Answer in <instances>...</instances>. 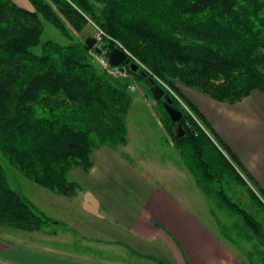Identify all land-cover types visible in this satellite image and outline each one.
<instances>
[{
    "label": "trees",
    "instance_id": "obj_1",
    "mask_svg": "<svg viewBox=\"0 0 264 264\" xmlns=\"http://www.w3.org/2000/svg\"><path fill=\"white\" fill-rule=\"evenodd\" d=\"M29 1L33 9L0 0V151L7 159L38 185L74 196L80 185L70 179L71 171H89L99 146L128 142L130 81L108 76L86 49V37L75 38L92 21L165 80L203 121L211 136L171 96L184 112L179 123L186 134L180 135L179 123L172 122L163 100L157 101L167 143L202 192L264 238V223L229 188L245 187L262 208L264 195L249 186L234 153L179 89L182 84L230 104L254 90L264 92V0ZM43 18L66 44L43 41ZM103 44L108 51L117 46L108 37ZM37 46L40 54L33 51ZM48 222L9 187L0 158V225L36 231ZM251 232L243 238L252 239Z\"/></svg>",
    "mask_w": 264,
    "mask_h": 264
},
{
    "label": "crops",
    "instance_id": "obj_2",
    "mask_svg": "<svg viewBox=\"0 0 264 264\" xmlns=\"http://www.w3.org/2000/svg\"><path fill=\"white\" fill-rule=\"evenodd\" d=\"M179 89L234 153L253 190L264 195V92L254 90L230 104L182 84ZM91 157L89 171L70 173L80 185L74 196L31 188L34 202L63 205L69 223L55 219L36 231L1 229L0 264H248L206 220V194L182 160L175 169L155 162L138 166L106 144ZM79 199L81 215L72 210Z\"/></svg>",
    "mask_w": 264,
    "mask_h": 264
},
{
    "label": "rangeland",
    "instance_id": "obj_3",
    "mask_svg": "<svg viewBox=\"0 0 264 264\" xmlns=\"http://www.w3.org/2000/svg\"><path fill=\"white\" fill-rule=\"evenodd\" d=\"M15 1L20 6L29 9L34 8L29 0ZM43 21L46 26L43 41L51 39L61 44H66L68 42L50 21L44 18ZM90 36H96V28L91 22L84 28L82 33L75 35V38L77 41H80V39L86 37L84 40L86 41ZM33 51L40 54L42 52V47L37 46L33 48ZM90 51L93 61L98 68L102 69L95 56V53L98 52L94 49ZM110 77L117 80L128 79L130 81L129 84H135V89L132 90L129 88L133 101L132 107L127 115L128 145L124 148L120 144H114L115 148H118V150L135 165L151 167V165H153L152 162H155L162 164L163 169H175L172 165L177 164V162H180L182 159L173 145L167 143L165 129L160 120V109L152 90H149L145 82L135 78L133 75L130 77ZM188 88L193 89L192 87ZM176 129L179 130L178 125ZM206 129L210 133L207 127ZM0 158L6 171V180L9 187L21 192L32 204L34 203L33 206L36 205L34 208L41 216L49 221L48 223L50 225L55 219L69 223L61 214V212H66L63 205L58 204L55 206L54 201L47 202V204L34 202L33 188H41L48 195L56 194L55 191L42 187L26 177L25 174L18 167L13 165L1 151ZM69 177L73 180L70 175ZM186 185H188L187 182ZM229 193L234 199L241 201L240 203H242L244 207L264 223V208L251 199L245 187L239 185L230 187ZM203 202L204 203H201L203 206L201 212L206 217V220L234 247L242 258H244L248 264H264V243L261 241V239L263 240L264 238H259V236L254 235L249 229L247 230V225H244L245 223L241 218L227 209L226 206H221L219 199L216 197L203 195ZM72 210L74 212L78 211L79 215L84 212V206L80 199L72 202ZM46 224L47 223L43 226H46ZM7 227L10 226L6 224L0 225V230ZM49 228L52 227L50 226ZM59 229L63 230L64 228L61 225ZM247 232H251L252 239L243 238L246 236Z\"/></svg>",
    "mask_w": 264,
    "mask_h": 264
},
{
    "label": "built area",
    "instance_id": "obj_4",
    "mask_svg": "<svg viewBox=\"0 0 264 264\" xmlns=\"http://www.w3.org/2000/svg\"><path fill=\"white\" fill-rule=\"evenodd\" d=\"M91 23L94 25L96 28V40L99 45H104V37H108L109 39L113 40L116 42L117 46L116 48L121 49L124 51V53L127 55L128 58H130L131 63H134L135 65L138 66L139 71H142L146 73V75L154 80V82L158 85H160L167 94L170 96H173L176 98L179 102L182 103V105L186 108V110L192 115V117L196 120V122L211 136V134L208 132L206 129L203 121L191 111V109L184 103V101L181 99L179 94L161 77H159L157 74H155L142 60H140L138 57H136L132 52H130L122 43H120L118 40L112 38L111 36L107 35V33L96 23L92 22ZM108 50L106 49L102 53H95V56L97 57V60L99 64L101 65L102 69L112 77H130L132 74L129 71V66L126 64H121V65H113L108 56ZM130 89H135V84H130L129 85Z\"/></svg>",
    "mask_w": 264,
    "mask_h": 264
},
{
    "label": "water",
    "instance_id": "obj_5",
    "mask_svg": "<svg viewBox=\"0 0 264 264\" xmlns=\"http://www.w3.org/2000/svg\"><path fill=\"white\" fill-rule=\"evenodd\" d=\"M85 47L87 50L94 49L98 53H102L107 49V46L105 45H99L95 37H88L85 41ZM109 60L113 65H121L126 64L129 66L130 73L139 80H144L150 87L153 92V95L155 97L156 101L163 100V105L165 107V110L167 114L169 115L172 122L179 123L180 120L184 116V112L173 104V99L169 94L165 92V90L158 84L154 82L151 78H149L146 73L139 71L138 66L134 63H131L130 58L127 57V55L119 48H113L108 52ZM178 129L181 131L180 135H185V129L183 126L179 123Z\"/></svg>",
    "mask_w": 264,
    "mask_h": 264
},
{
    "label": "bare ground",
    "instance_id": "obj_6",
    "mask_svg": "<svg viewBox=\"0 0 264 264\" xmlns=\"http://www.w3.org/2000/svg\"><path fill=\"white\" fill-rule=\"evenodd\" d=\"M211 134V133H210Z\"/></svg>",
    "mask_w": 264,
    "mask_h": 264
}]
</instances>
